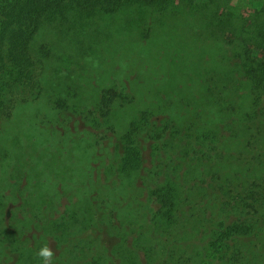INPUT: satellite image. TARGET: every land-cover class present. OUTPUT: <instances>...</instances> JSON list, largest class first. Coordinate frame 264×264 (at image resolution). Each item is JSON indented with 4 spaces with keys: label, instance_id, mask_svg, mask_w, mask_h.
Masks as SVG:
<instances>
[{
    "label": "trees",
    "instance_id": "obj_1",
    "mask_svg": "<svg viewBox=\"0 0 264 264\" xmlns=\"http://www.w3.org/2000/svg\"><path fill=\"white\" fill-rule=\"evenodd\" d=\"M153 1L0 0V264H264V0Z\"/></svg>",
    "mask_w": 264,
    "mask_h": 264
},
{
    "label": "rangeland",
    "instance_id": "obj_2",
    "mask_svg": "<svg viewBox=\"0 0 264 264\" xmlns=\"http://www.w3.org/2000/svg\"><path fill=\"white\" fill-rule=\"evenodd\" d=\"M195 1L197 3L193 4L192 9H191L193 12V16L188 18V23L195 24L199 22L201 25H204V16L198 15V11H201V9L206 8L208 9L209 12L211 10H215L216 14H218V16L221 17V19H227V18H224L225 15L227 14V16H229L230 19H232V22H234V21H237L238 17L244 18V17H247L249 14L253 13V11L259 8L260 3H261V0H195ZM176 5H178V3H176L175 0H170V1H167L166 3H163L160 0L153 1L151 4L148 5V8L146 9L147 15L144 18V23L147 25H150V24L153 25L157 23L158 21L167 20V18L159 15L160 14L159 12L164 11V13L166 14L167 11L174 8ZM161 9H164V10L157 11ZM174 13L176 12H173L172 14ZM172 14H171V20H168V21H171V23L176 20V16H177L176 15L175 18L172 19L173 18ZM210 20L211 18H209L208 22ZM19 21L20 20H17L15 18V21H13L12 24L7 26L5 33L2 35L3 38L0 40L1 41L0 53L3 54L4 60L6 62H8L9 60V48H10L9 44L10 43L8 42V40L20 30L19 29L20 23H18ZM193 33H194V36L199 37L203 32L199 31L198 29H195ZM61 34H59V36H63ZM44 35L47 37V40L48 39L51 40L52 38H55L54 37L55 34L51 33L50 31L46 32ZM67 37L68 35H66V38ZM202 38L211 39L208 37H204V35L202 36ZM137 258L138 260H142V255L141 254L137 255ZM129 260L132 262H136V257L133 255L132 257L129 258Z\"/></svg>",
    "mask_w": 264,
    "mask_h": 264
},
{
    "label": "clouds",
    "instance_id": "obj_3",
    "mask_svg": "<svg viewBox=\"0 0 264 264\" xmlns=\"http://www.w3.org/2000/svg\"><path fill=\"white\" fill-rule=\"evenodd\" d=\"M37 255L41 258L43 261V264H52L54 252L50 247L44 246L42 247Z\"/></svg>",
    "mask_w": 264,
    "mask_h": 264
}]
</instances>
